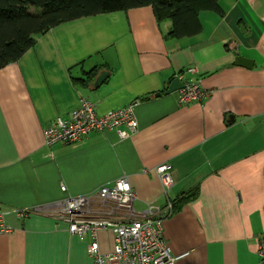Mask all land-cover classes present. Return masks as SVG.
<instances>
[{"label":"crops","instance_id":"crops-1","mask_svg":"<svg viewBox=\"0 0 264 264\" xmlns=\"http://www.w3.org/2000/svg\"><path fill=\"white\" fill-rule=\"evenodd\" d=\"M220 6L223 14L199 8L201 33L182 40L151 6L67 22L0 68V216L12 229L0 235V264H94L89 237L71 235L49 214L21 219L18 211L85 196L124 176L139 213L176 203L163 230L183 257L177 264H261L264 0ZM191 68L198 74L186 80L201 79L211 95L180 106V90L169 91ZM82 98L99 115L137 103L138 133L47 145L44 130L70 118ZM165 163L175 179L168 197L155 171ZM116 235L98 232L102 254L114 253Z\"/></svg>","mask_w":264,"mask_h":264},{"label":"built area","instance_id":"built-area-1","mask_svg":"<svg viewBox=\"0 0 264 264\" xmlns=\"http://www.w3.org/2000/svg\"><path fill=\"white\" fill-rule=\"evenodd\" d=\"M198 74L191 68L177 75L184 83L179 91V105L202 103L211 95L201 79L186 80ZM137 103L112 110L105 115L97 113L96 106L82 98L70 118H57L44 130V141L49 146L74 145L85 137L98 132L116 131L123 140L139 131V121L134 111ZM164 193L168 197L175 185L174 169L165 163L155 169ZM64 192L66 188L62 189ZM138 196L127 176L118 179L112 186H103L81 197H71L42 209L18 211L21 219L34 213H45L69 224L71 235L90 238L89 254L94 264H177L183 257L175 256L169 247L163 230V222L175 214V203L171 200L165 208L150 205L146 213L134 208ZM113 229L116 232L115 250L111 255L100 251L98 232ZM0 216V235L11 233ZM258 254L264 264V238L259 241Z\"/></svg>","mask_w":264,"mask_h":264},{"label":"trees","instance_id":"trees-1","mask_svg":"<svg viewBox=\"0 0 264 264\" xmlns=\"http://www.w3.org/2000/svg\"><path fill=\"white\" fill-rule=\"evenodd\" d=\"M148 6L159 19H171L179 40L201 33L199 8L223 14L220 0H0V68L17 63L39 37L64 23Z\"/></svg>","mask_w":264,"mask_h":264},{"label":"water","instance_id":"water-1","mask_svg":"<svg viewBox=\"0 0 264 264\" xmlns=\"http://www.w3.org/2000/svg\"><path fill=\"white\" fill-rule=\"evenodd\" d=\"M104 75H106V74H104ZM101 79L98 81L97 85H99V83L101 82ZM183 87H184V84L181 81H179L178 79H175L172 82V86H171L169 93H173L177 90H181Z\"/></svg>","mask_w":264,"mask_h":264},{"label":"rangeland","instance_id":"rangeland-1","mask_svg":"<svg viewBox=\"0 0 264 264\" xmlns=\"http://www.w3.org/2000/svg\"><path fill=\"white\" fill-rule=\"evenodd\" d=\"M36 10H32V12H35Z\"/></svg>","mask_w":264,"mask_h":264}]
</instances>
